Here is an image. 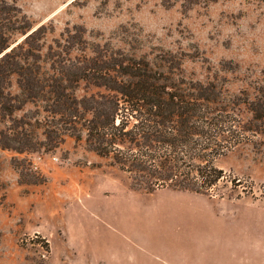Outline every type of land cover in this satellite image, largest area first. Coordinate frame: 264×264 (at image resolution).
Here are the masks:
<instances>
[{
  "label": "rangeland",
  "instance_id": "rangeland-1",
  "mask_svg": "<svg viewBox=\"0 0 264 264\" xmlns=\"http://www.w3.org/2000/svg\"><path fill=\"white\" fill-rule=\"evenodd\" d=\"M16 3L34 26L51 25L47 43L65 27L79 25L91 45L106 43L172 66L175 76L211 81L225 96L264 80V0H199L190 8L162 0ZM7 91L13 102V77ZM83 92L80 85L77 93ZM40 104L0 107V264H115L104 256L112 247L120 257L126 249L136 259L142 256L141 264H185L202 254L227 257L238 248L223 239L233 233L264 237L262 135H251L216 159L223 176L207 192L170 186L147 192L131 188L125 172L73 136L47 145L41 134L45 122H35L47 115ZM246 116L239 118L246 122ZM36 137L41 140L36 148L19 149ZM111 205L116 215L130 217L131 230L146 236L109 240L107 224L103 236L93 225L79 229L80 215L100 218ZM114 230L124 232L121 226ZM254 241L243 240L241 252L247 254L245 244Z\"/></svg>",
  "mask_w": 264,
  "mask_h": 264
},
{
  "label": "trees",
  "instance_id": "trees-1",
  "mask_svg": "<svg viewBox=\"0 0 264 264\" xmlns=\"http://www.w3.org/2000/svg\"><path fill=\"white\" fill-rule=\"evenodd\" d=\"M16 1L0 0V107L41 103L47 115L35 122H45L47 145L58 146L65 135L83 141L125 172L133 189L207 192L223 176L215 163L220 155L251 135L264 137L263 79L225 96L211 81L175 76L172 66L106 43L91 45L79 25L47 43L51 25L34 26ZM172 1L186 8L199 2L162 0ZM11 77L13 102L7 100ZM39 144L36 137L19 149Z\"/></svg>",
  "mask_w": 264,
  "mask_h": 264
},
{
  "label": "crops",
  "instance_id": "crops-1",
  "mask_svg": "<svg viewBox=\"0 0 264 264\" xmlns=\"http://www.w3.org/2000/svg\"><path fill=\"white\" fill-rule=\"evenodd\" d=\"M122 197H124L127 193L120 192ZM107 210L108 214L103 215V217H90L88 215H80L78 217L79 222V229L82 231V226L85 225H93L95 231L99 230L98 234H104V231L109 228H105L102 226L103 224H107L112 226L108 232H106V236L109 237V240L117 239V240H130V239H137L141 236H146L145 231H134L130 229V217L127 215H116V211L113 209V206H109ZM114 225V226H113ZM121 226L124 230L122 234L117 232L118 230H114V227ZM80 232V231H79ZM78 232H76L77 235ZM205 237V236H204ZM215 239H218L217 237ZM224 240H229L230 244L233 245L234 248L238 247L231 253L230 255L220 256V255H198L194 258H191L190 262H185V264H200L199 260L205 262L206 264H259L260 262L264 263V260L256 259L255 257L258 256V246L264 244H260L261 242L264 243V237L258 236L257 234H250V237L243 238L241 233H233L228 235V237L223 238ZM243 240H255L253 243H246L245 245L249 247L248 253L243 254L241 252V247L243 246ZM119 251L112 247L111 249L108 248L104 256L107 261H112L115 264L119 263H130V264H141L144 263L145 260L141 256L140 259H136L134 254L130 253L129 249H126L122 252L121 257L119 256ZM255 258V259H254ZM193 261V262H192Z\"/></svg>",
  "mask_w": 264,
  "mask_h": 264
}]
</instances>
